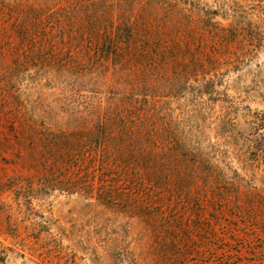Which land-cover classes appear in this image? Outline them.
<instances>
[{"label":"rangeland","instance_id":"1","mask_svg":"<svg viewBox=\"0 0 264 264\" xmlns=\"http://www.w3.org/2000/svg\"><path fill=\"white\" fill-rule=\"evenodd\" d=\"M87 2L0 0V264H264V0Z\"/></svg>","mask_w":264,"mask_h":264},{"label":"trees","instance_id":"2","mask_svg":"<svg viewBox=\"0 0 264 264\" xmlns=\"http://www.w3.org/2000/svg\"><path fill=\"white\" fill-rule=\"evenodd\" d=\"M88 4L92 7L94 6L95 9L98 11L100 10L97 8L96 0H87ZM94 9V10H95ZM93 9L89 7L88 14L91 17V19L88 21L87 25H84V29H81L79 27V31L81 34H88V37H105V41H108L109 44H107V52L112 53L114 52L119 53L121 49L123 48V43H125L128 46V49L131 50V36H132V25L130 24H124V25H117L114 26V23H111L110 25H103L99 21V15H94ZM93 13V14H92ZM100 14V13H99ZM129 54H132L134 52L128 51ZM121 55V54H120ZM101 129L104 132H101L104 137V147H108L110 145L113 146V144H116V141L122 140L125 135V131L129 129H133V127H130V125H127V123L122 121H104L101 122ZM120 143V141L118 142ZM100 144V143H99Z\"/></svg>","mask_w":264,"mask_h":264}]
</instances>
